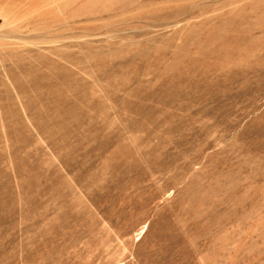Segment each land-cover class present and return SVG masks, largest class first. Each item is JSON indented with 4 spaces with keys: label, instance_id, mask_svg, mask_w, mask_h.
<instances>
[{
    "label": "rangeland",
    "instance_id": "374dc122",
    "mask_svg": "<svg viewBox=\"0 0 264 264\" xmlns=\"http://www.w3.org/2000/svg\"><path fill=\"white\" fill-rule=\"evenodd\" d=\"M0 264H264V0H0Z\"/></svg>",
    "mask_w": 264,
    "mask_h": 264
}]
</instances>
